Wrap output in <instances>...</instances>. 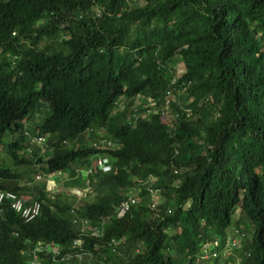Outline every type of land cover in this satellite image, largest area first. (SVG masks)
<instances>
[{"label": "trees", "instance_id": "obj_1", "mask_svg": "<svg viewBox=\"0 0 264 264\" xmlns=\"http://www.w3.org/2000/svg\"><path fill=\"white\" fill-rule=\"evenodd\" d=\"M26 130L47 137L45 172L109 157L78 212L102 234L38 191L32 222L0 211V264L39 241L59 246L42 264H264V0H0V190L28 193Z\"/></svg>", "mask_w": 264, "mask_h": 264}, {"label": "clouds", "instance_id": "obj_2", "mask_svg": "<svg viewBox=\"0 0 264 264\" xmlns=\"http://www.w3.org/2000/svg\"><path fill=\"white\" fill-rule=\"evenodd\" d=\"M166 103H168V100L166 101ZM136 104H139V102L136 101ZM147 115L148 111L142 114V118L146 119ZM89 131L90 130H86L83 133L84 137H88ZM24 134L25 136H27L28 146L24 148V150H19L18 154L24 155L26 158H30V154L35 151L37 155V158L34 157L35 162L28 168L19 166L20 170H23V168L31 169V171L28 172V176L23 175V181H21L22 186H27L28 193L20 195L10 190H0V193H3L4 195H13L12 198L3 197L0 200V211H2L3 208H9L16 215H18L24 223H30L39 216L42 204L45 202L43 199L38 198V191H41L45 193V195L50 200H60L63 203H68V205L71 206L72 214H74L72 223L80 224L81 231H89L90 235L94 237L101 236L102 229L91 226L90 222L86 218L79 216L78 212L82 211L85 202H92L96 196L95 193H93V189L90 185L88 178L89 175L93 174V172L96 170L102 173H108L111 171L112 166L109 157L101 154H95L91 159V164L89 165L77 164L76 167H73L75 164H72L71 167L63 171L45 172L44 170H42V166H44V163L41 162L37 164L36 161L38 157L45 160L46 158H48V156H50L51 149L49 148L50 146L47 142V137L38 135L36 132L29 130L24 131ZM96 136L97 139H90L89 141L90 145L93 148L98 149L100 146H105L106 148L114 147V143L111 140L107 139L104 133L97 132ZM7 137H9V139H7V143L5 145H0V148L4 149L7 155L6 156L4 154L3 157L1 155L2 151H0V165H8L11 160V154L6 146L10 142H12L13 139H15V135L11 134ZM61 144L66 145L67 142L65 140H62ZM76 146H78V143L75 144V148ZM20 151H22V153H20ZM33 175L35 176L36 180H40L42 177L46 178L44 187L32 186V184L28 183ZM55 175H58L59 179L55 178ZM130 197L136 199V197L133 195V190L130 192L127 199L123 200L122 202L128 200ZM122 202L117 208V217H122L127 212L126 211L123 215L118 216V210ZM80 243V240L73 241L74 246H79ZM113 244L115 243L113 242ZM58 247L59 246L52 243H44L42 241L36 242V244L28 251L29 256L27 264H42L43 257H41L40 254L45 251L52 254V260L54 263L59 261L55 257L56 255H58ZM78 256H81V258H79ZM83 257L84 253H77L75 256L66 254L62 256L60 261L69 262L72 261V259H76L75 262H80L77 260H82Z\"/></svg>", "mask_w": 264, "mask_h": 264}, {"label": "rangeland", "instance_id": "obj_3", "mask_svg": "<svg viewBox=\"0 0 264 264\" xmlns=\"http://www.w3.org/2000/svg\"><path fill=\"white\" fill-rule=\"evenodd\" d=\"M139 1H141V0H139ZM172 71H174V75L176 76V77H179L183 72H184V65H183V63L182 62H180V61H176L175 62V64L173 65V68H172ZM172 71H171V73H172ZM170 100H176V98H175V96L173 97L172 95L170 96V98H169ZM37 115H39V113L37 114ZM167 117V116H166ZM7 139H9V137H7L5 140H4V144L3 145H5L6 143H7ZM2 147V146H1ZM0 151H2L1 152V155L4 157V154L6 155V153H5V150L4 149H2V148H0ZM20 153H22V151H20ZM7 156V155H6ZM75 165L73 166V167H76L77 166V163H74ZM8 165H11V161H10V163L8 164ZM55 178H57V179H59V176L58 175H55L54 176ZM45 181H46V178L45 177H42L40 180H36L35 179V176L33 175L32 177H31V179L29 180V184H32V186H38V187H44V185H45ZM153 200H156L157 199V197H154V198H152ZM237 242L238 241H236V244H237ZM234 244H235V242H234ZM234 244H231V245H234ZM227 252H230V251H227ZM81 262H75V263H73V264H80ZM91 264V263H90ZM207 264H213V262L212 261H210V262H208Z\"/></svg>", "mask_w": 264, "mask_h": 264}, {"label": "built area", "instance_id": "obj_4", "mask_svg": "<svg viewBox=\"0 0 264 264\" xmlns=\"http://www.w3.org/2000/svg\"><path fill=\"white\" fill-rule=\"evenodd\" d=\"M3 197H6V198H12L13 195H11V194H6V195H4L3 193H0V200H1ZM135 201H136L135 198L130 197L128 200L122 202V204L120 205L119 210H118V216L123 215V214L128 210L129 206H130L131 204H134ZM232 244H234V243L232 242ZM78 257L81 258V256H78ZM227 264H233V263L229 262V263H227Z\"/></svg>", "mask_w": 264, "mask_h": 264}]
</instances>
